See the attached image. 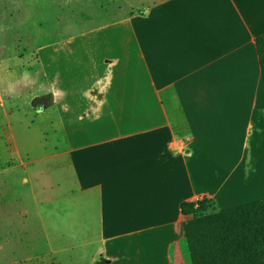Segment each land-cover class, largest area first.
<instances>
[{
    "label": "crops",
    "instance_id": "0c3cea01",
    "mask_svg": "<svg viewBox=\"0 0 264 264\" xmlns=\"http://www.w3.org/2000/svg\"><path fill=\"white\" fill-rule=\"evenodd\" d=\"M138 1L38 49L66 144L42 227L93 235L79 264H187L183 204L264 200V0Z\"/></svg>",
    "mask_w": 264,
    "mask_h": 264
},
{
    "label": "rangeland",
    "instance_id": "374dc122",
    "mask_svg": "<svg viewBox=\"0 0 264 264\" xmlns=\"http://www.w3.org/2000/svg\"><path fill=\"white\" fill-rule=\"evenodd\" d=\"M136 1L0 0V264H79L92 254L85 243L93 235L42 227L50 175L66 182L63 169L59 180L50 166L66 144L55 113L43 105L38 49L132 11Z\"/></svg>",
    "mask_w": 264,
    "mask_h": 264
},
{
    "label": "trees",
    "instance_id": "16d2710c",
    "mask_svg": "<svg viewBox=\"0 0 264 264\" xmlns=\"http://www.w3.org/2000/svg\"><path fill=\"white\" fill-rule=\"evenodd\" d=\"M255 46L264 86V35ZM180 212L189 264H264V200L219 210L202 199Z\"/></svg>",
    "mask_w": 264,
    "mask_h": 264
},
{
    "label": "built area",
    "instance_id": "2783aa9c",
    "mask_svg": "<svg viewBox=\"0 0 264 264\" xmlns=\"http://www.w3.org/2000/svg\"><path fill=\"white\" fill-rule=\"evenodd\" d=\"M186 140H188V137H185Z\"/></svg>",
    "mask_w": 264,
    "mask_h": 264
}]
</instances>
